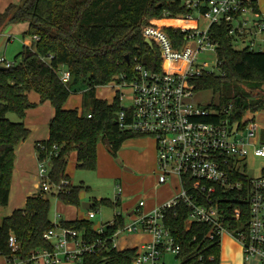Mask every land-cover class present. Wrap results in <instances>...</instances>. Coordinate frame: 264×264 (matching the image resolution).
Returning a JSON list of instances; mask_svg holds the SVG:
<instances>
[{
	"label": "trees",
	"instance_id": "trees-1",
	"mask_svg": "<svg viewBox=\"0 0 264 264\" xmlns=\"http://www.w3.org/2000/svg\"><path fill=\"white\" fill-rule=\"evenodd\" d=\"M255 8L258 10L256 4ZM190 11L181 0H21L0 15L1 27L28 23L23 37L32 40V44L24 45L16 56L14 67H0V207L9 204L16 149L30 136L24 120L27 111L37 104L29 100V94L37 93L41 103L49 102L55 109L49 123V139L36 144L40 159L51 161V181L56 184L70 181L67 168L74 151L78 167L96 169L100 141L116 156L127 140L140 137L119 128L117 119L122 110L119 95L109 102L97 98L96 90L115 80L119 84L131 81L137 63L150 70H161L160 54L145 43L143 29L160 27L174 40L176 47H180L184 36L181 29L195 26L181 18ZM228 30L227 23L212 26L211 35L218 44L220 73L197 78L195 86L198 92L209 90L217 95L218 103H212L213 106L218 104L217 108L232 104L234 118L240 120L247 111H264V52L248 47L238 49ZM35 36L39 39L34 40ZM61 67H66L71 74L67 84L60 79L58 69ZM244 83L263 94L255 98L241 86ZM79 84L87 88L82 92L81 112L65 109L73 88ZM9 113H15L19 121L8 118ZM261 142L264 143V130ZM54 146L58 148L56 152ZM82 189L83 185H70L58 199L80 207ZM240 195V201L233 202L231 208L239 207L241 218L227 223H231L232 235L236 237L247 233L250 221L249 204L245 202L247 194L241 192ZM101 203L120 207V201L103 199ZM97 207L95 202L92 209L97 210ZM50 210L48 196L39 192L27 199L24 208L4 218L0 226V255L34 264L33 254L55 250L45 234L59 225L76 230L87 244H96L94 252L83 254L80 264H133L137 248L118 250L113 245V235L124 225V217L101 235L92 221L86 219L61 220L56 224L50 218ZM188 215L184 205L165 213V223L180 246L177 258L181 264H220V237L209 236V225L187 223ZM11 235L19 244L16 252L8 246Z\"/></svg>",
	"mask_w": 264,
	"mask_h": 264
},
{
	"label": "built area",
	"instance_id": "built-area-1",
	"mask_svg": "<svg viewBox=\"0 0 264 264\" xmlns=\"http://www.w3.org/2000/svg\"><path fill=\"white\" fill-rule=\"evenodd\" d=\"M258 0H189L185 3L191 10L181 18L195 26L183 27L180 47L160 27L146 26L145 39L153 43L162 59L161 70L155 71L137 63L131 81L110 85L117 88L122 110L118 114V126L122 131L152 137L157 147L158 184L176 182L179 193L162 206L148 214H140L130 222L125 221L113 235L117 248L119 237L134 233H149L153 239L137 248L133 264H163V257L180 253L171 229L165 223L168 209L184 205L188 211L187 223L209 225V236L221 237L233 234L231 223L241 218L239 207L231 208L240 201L242 192L247 194L250 221L246 234L234 236L242 245L246 262L264 264V173L252 177L247 171V160L251 152L264 157V143L256 122V113L247 111L242 119L234 118L233 105L217 108L212 103L202 105L195 101L197 78L214 73L206 56H216L214 66L219 68L218 44L211 35L214 25L227 23L228 34L236 47H248L252 51L264 52V18L255 8ZM202 20L208 23L201 29ZM34 37V40H38ZM2 67L11 68L6 58H1ZM170 63L167 70L166 64ZM182 70H173L180 67ZM60 79L67 84L71 80L68 69H58ZM124 78V77H123ZM123 89L131 92V104L124 106ZM91 117V115H89ZM38 146L44 149L41 144ZM55 152L58 150L54 146ZM57 154V153H55ZM51 161L38 159L39 192L58 197L67 192L70 181L56 184L51 181ZM115 203L120 201L122 186H117ZM139 206L144 207L145 201ZM90 219L96 213H88ZM123 212L117 211L114 219L98 230L103 234L107 227H113ZM54 251L40 250L33 254L34 264H61L62 261L80 260L83 254L95 251L96 244H87L83 237L72 229L59 225L45 234ZM73 249L69 248L70 244ZM12 251L19 249L14 235L8 239ZM1 256V255H0ZM6 259V264H27L23 261Z\"/></svg>",
	"mask_w": 264,
	"mask_h": 264
},
{
	"label": "rangeland",
	"instance_id": "rangeland-1",
	"mask_svg": "<svg viewBox=\"0 0 264 264\" xmlns=\"http://www.w3.org/2000/svg\"><path fill=\"white\" fill-rule=\"evenodd\" d=\"M181 1L185 4L189 0ZM258 2H260V6L264 7V0H258ZM20 3L21 0H0V15L4 13L11 4ZM207 23L208 22L206 20H202L201 29H204ZM8 26H0V59L5 57L8 62L15 63V58L23 49V46L28 45L26 44V41L32 42V40L31 38L24 39L23 33L25 28L23 23L14 24L9 27ZM240 47L241 45H239L237 48ZM206 58L210 64L212 63L210 69H212L215 74H219V68L213 65V63H215L216 56L214 54H211L206 56ZM18 61L20 62L21 60L19 59ZM2 66L3 65L0 63V67ZM241 86L245 88L247 92L256 96L255 98H258L259 95L263 94V92H260L258 89H252L250 84L244 83ZM86 89L87 88H85L81 84L73 88V93L66 103L68 109L73 110L82 108V92ZM116 91L117 88L109 84L108 86L98 88L96 90V97L112 102L116 96ZM122 93L125 95V98L122 100V104L124 106H129L131 104V92H129L128 89H123ZM32 96H37V94L35 92H31L30 99L32 98ZM218 100L219 97L209 90L196 93L195 101L202 105L218 103ZM7 116L14 122L19 121V118L15 113H9ZM255 119L260 127L264 128V111L256 113ZM139 138H145L146 141L141 144L143 146H139L136 149L149 148L151 149V153H154L157 159L156 141L152 137L147 136ZM99 147H101L102 149L98 155V165L96 169H85L78 167L76 165V154L72 155L73 152L69 157V169H72V173H69V175H71L70 177L72 184H75L77 186L85 184L86 188H90L89 190L85 189V193L81 198L83 199L82 201L84 203H87L89 201L98 203L97 210H94V212L96 213V218L94 219L89 218V215H87V210L83 209L82 206L79 207V212L81 213V215L85 216L84 218L82 217L80 219L85 220L86 218V220L92 221L95 230L98 231L103 224L112 221L117 211L122 212V208L120 207L114 208L113 206L103 205L101 203V200L103 199L114 202L118 185L124 186V193L121 196L122 202H126L128 204L134 203V205L138 204L140 200L146 202L148 199L153 197L154 199H156L163 193L171 194L172 196L179 193L178 189H175L172 184L167 185L164 188L165 192L158 190L159 187L157 185V175L151 174L147 170L139 171L136 168L125 170V167L120 165L115 160V156L110 152L109 147L105 142L100 141ZM247 171L248 174L252 177L261 176L264 173V157L255 156L253 152H251L247 160ZM72 184L70 182V185ZM174 184L176 186V182H174ZM150 192L152 193V196H149ZM46 196H48L51 203L50 218L54 223L57 224L61 219L75 217V215L70 216L74 214V209H71L65 214H62L59 211L58 208L64 205L61 203L57 196L50 194H47ZM11 207L12 205H10V208ZM8 213L9 207H0V226H2L4 218L8 217ZM228 238H232V240L234 239L235 242L242 247L239 240L236 239V237H234L232 234L226 233L224 236H222V242H225V240H229ZM119 246H121V243L119 244ZM181 262L182 261L177 258L176 254L168 253L163 257V264H181ZM241 263L255 264V261L246 262L244 256H242ZM0 264H6V259L3 256H0ZM61 264H80V261L63 260Z\"/></svg>",
	"mask_w": 264,
	"mask_h": 264
},
{
	"label": "crops",
	"instance_id": "crops-1",
	"mask_svg": "<svg viewBox=\"0 0 264 264\" xmlns=\"http://www.w3.org/2000/svg\"><path fill=\"white\" fill-rule=\"evenodd\" d=\"M258 6H259V11L261 12L262 17L264 18V7L260 6V2H258ZM23 24L25 28L24 32H26L29 28V24L26 22ZM12 25L14 24H9V26ZM31 43L32 42L26 41V44H28V46H30ZM64 68L66 69V67H61L60 71L63 70ZM29 100L34 104H37V106L27 111L24 120L25 125L30 130V136L26 141L22 142L16 149L15 168L13 173L9 204L7 206L9 207L8 217L11 216L16 209L24 208L27 199L29 197L36 196L39 193V183H38L39 153L37 151L36 144L40 141H46L49 139L50 137L49 123L51 119L55 116V109L51 105V103L49 102L41 103V99L38 94L37 96H32L31 99L29 94ZM81 103H82V99H81ZM65 109H68L67 104L65 105ZM78 110L81 112V108ZM140 137H144V136H140ZM144 141H146L145 138H139V137H135L127 140L123 144L121 149L117 152L115 156V160L120 165L124 166L125 170L136 168L139 171L147 170L149 171V173L157 175V185L159 187L158 190L165 192L164 188L167 185H171V184L175 188L174 182L165 185L158 184L157 159L155 154L151 153V149L149 148L136 149L139 146H143L141 144L144 143ZM101 149H102L101 147L98 148L97 150L98 155ZM75 154H76V165H78L76 151L72 153V155ZM68 169H69V164L67 168V175L69 176L70 182L72 184L70 177L71 175H69V173H72V169H69V171ZM72 185L77 186L75 184ZM82 185L84 186V189L81 190L80 199L83 197L85 193V189L86 190L90 189L89 187L86 188L85 184ZM121 186H122V194H123L124 186L123 185ZM149 196H152L151 192ZM173 197L174 196H172L171 194L163 193L162 195H159L156 199H154V197L148 199L145 202V206L141 208L139 206V202L142 200H140L138 204L134 205V203L128 204L126 202H122V198H120V208H122L121 211L127 216L125 218V221L130 222L140 214H148L152 212L156 208L165 204L167 201L171 200ZM82 200L83 199H81V206L83 209L87 210V215L90 211L94 212L92 207L95 204V202L89 201L87 203H84ZM61 203L64 206H60L61 208L59 207L58 209L62 214H65L71 209H74V214L70 216L75 215V217H69L68 219H61V220L75 221V220H81L80 218L85 217L84 215H81V213L79 212V207L73 205H67L64 204L63 202ZM10 205H12L11 207L12 209L10 208ZM152 239L153 236L149 233H134L128 236L126 235L119 237L116 245L118 250H126L129 248H140L143 244L151 241ZM228 239L229 240L227 241L225 240V242L224 241L222 242V237H221L220 264H242L241 258L242 256H244L243 248L239 246L234 239L233 240L232 238H228ZM120 243L121 246H119ZM69 248L73 249L74 245L71 243L69 245Z\"/></svg>",
	"mask_w": 264,
	"mask_h": 264
},
{
	"label": "water",
	"instance_id": "water-1",
	"mask_svg": "<svg viewBox=\"0 0 264 264\" xmlns=\"http://www.w3.org/2000/svg\"><path fill=\"white\" fill-rule=\"evenodd\" d=\"M145 43H146L149 47L153 48V43H152L149 39H145ZM127 59H128V57H127Z\"/></svg>",
	"mask_w": 264,
	"mask_h": 264
},
{
	"label": "bare ground",
	"instance_id": "bare-ground-1",
	"mask_svg": "<svg viewBox=\"0 0 264 264\" xmlns=\"http://www.w3.org/2000/svg\"><path fill=\"white\" fill-rule=\"evenodd\" d=\"M168 66L170 65V63H168L167 64ZM180 67H178V68H175V69H173V70H182V67H183V63H180V65H179Z\"/></svg>",
	"mask_w": 264,
	"mask_h": 264
}]
</instances>
